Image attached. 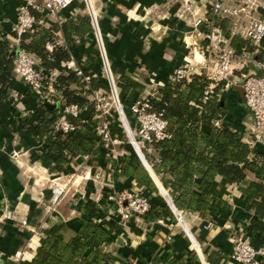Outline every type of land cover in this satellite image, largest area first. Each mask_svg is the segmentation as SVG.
<instances>
[{
  "label": "crops",
  "instance_id": "1",
  "mask_svg": "<svg viewBox=\"0 0 264 264\" xmlns=\"http://www.w3.org/2000/svg\"><path fill=\"white\" fill-rule=\"evenodd\" d=\"M192 1L202 11L210 3V0ZM97 2L98 10L97 6L94 7L98 27H93L94 31L86 35L82 44L72 48L71 53L84 69L95 73L101 70L100 56L104 49L111 72L119 79L122 76L130 79V92L122 90L124 97L133 91L130 100H126L130 109L135 99L154 94L146 88V84L152 81L154 84L150 85H164L175 69L185 64L186 60H192V57L187 56L184 45L189 42V37L183 39L185 32L190 31L192 26L176 15L184 0ZM21 3L22 0H0V39H7L12 46L14 23ZM83 15L74 1L69 8L45 16L44 26L51 27L61 43L64 42L61 22L72 16ZM202 58L196 51L195 59L200 61ZM256 62L254 56L244 66L245 71L261 73ZM234 65L235 74L239 75L243 64L237 59ZM15 79L16 86L3 107H0V264H27L33 259L45 236L59 234L68 240L75 236L80 224L92 218L113 233L115 241L106 249L121 263L133 261L151 264V258L162 256L175 257L183 264H204L202 258L207 260L210 253L217 251L226 255L220 264H242L231 258L234 235L250 224L253 214L244 209L238 186L222 176L216 177L212 189L231 204V211L221 210L205 218L199 213L184 212V219L180 223L170 217L152 218L147 214L133 216L127 221L121 219L116 203L107 198L106 188L94 180L95 173L105 172L104 179L112 175L118 189L133 187L157 204L167 203L160 189L158 193H149L145 186L121 174V162L130 154L127 147L119 153L113 174L109 171L111 157L103 146L96 154L75 158L63 174L69 175L78 166H83L80 176L86 180L70 201H63L58 208L48 212L45 206L49 202L51 190L48 186L44 187V182L56 173L50 170L52 160L39 152L40 146L44 147L43 142L35 140L23 125L24 120L35 118L33 108L39 98L34 93H23L24 87L29 86L21 78L15 76ZM16 92L20 94L14 103L13 93ZM221 101L225 110L221 113L220 125L239 130L243 140L249 144L253 138L254 118L245 104L240 85L224 87ZM23 106L30 110L28 119L21 117L25 108ZM118 109L122 123L128 125L125 127L128 135L132 136L126 111L121 105H118ZM7 123L10 124L9 128ZM112 129H120L119 124L116 123ZM136 146L139 148L138 144ZM259 147L264 149L263 144H259ZM132 149H135L133 144ZM9 152L16 155L13 157ZM249 176L254 178L253 174ZM102 185L104 187V183ZM88 204L97 206L94 216L87 208ZM23 220L27 224L24 225ZM21 251L24 252L23 258H18L17 253Z\"/></svg>",
  "mask_w": 264,
  "mask_h": 264
},
{
  "label": "trees",
  "instance_id": "2",
  "mask_svg": "<svg viewBox=\"0 0 264 264\" xmlns=\"http://www.w3.org/2000/svg\"><path fill=\"white\" fill-rule=\"evenodd\" d=\"M221 26L238 55L255 53L257 61L264 60V38L259 45H254L250 40L232 34L228 20H222ZM60 29L64 42H58L59 38L51 27L37 25L34 33L24 37L22 46L36 56L46 71L59 72L53 82L56 102L65 100L67 104L89 108L91 102L83 94L91 93L85 90L87 82L65 63L72 58V48L82 44L86 35L94 31L91 16L69 17L61 23ZM48 42L53 44L51 51L47 48ZM16 53V46L7 39H0V107L17 84L13 73ZM120 80L121 87L130 92L131 86L124 83L128 77L122 76ZM210 83L204 75L194 74L191 80H169L160 88L159 94L152 98V110L161 113L168 122L169 137L149 143L153 151L144 152L154 174L179 211L199 213L203 218L221 210L231 211V204L212 188L217 176L235 183L241 192L244 209L253 214L250 224L242 231L254 244L264 245V149L245 142L239 130L218 124L225 110L219 98L221 86L214 87L206 98L205 90ZM99 85V79L92 78L93 89ZM24 88L23 93L32 94L30 87ZM33 109L35 118L24 120L23 125L35 140L43 142L45 153L52 160V172H63L75 158L96 154L101 148L95 128L82 122V116H70V120L78 125L76 130L70 133L54 131L62 104L51 107L39 98ZM6 125L9 128L10 124ZM120 171L125 177L145 186L149 193L159 192L153 176L135 151L125 156ZM87 208L94 216L97 206L88 204ZM146 214L152 218L176 219L167 203L151 201ZM114 241L113 233L92 218L80 224L75 236L68 240L59 234L45 236L27 264H138L119 262L106 249ZM225 257V254L213 251L207 256V262L220 264ZM150 262L183 264L175 257L162 256H155Z\"/></svg>",
  "mask_w": 264,
  "mask_h": 264
},
{
  "label": "built area",
  "instance_id": "3",
  "mask_svg": "<svg viewBox=\"0 0 264 264\" xmlns=\"http://www.w3.org/2000/svg\"><path fill=\"white\" fill-rule=\"evenodd\" d=\"M74 1L76 0H22L14 23L12 44L17 47V53L14 57L13 73L30 86L40 99L42 98L50 103H55L57 99L53 82L58 71H46L36 56L24 48L22 43L25 36L35 32L37 25H44L45 16L57 14L69 8ZM89 8L92 24L96 29L98 27L97 13L91 0ZM176 15L191 24L192 29L185 35V37H189V42L186 43L185 41V43L193 46L195 52L198 51L203 58L200 61L196 60L194 52L192 60H186V63L179 67L174 75L170 76L169 80L173 82L182 79L191 80L194 74L204 75L211 82L210 86L205 90L206 98L214 87L222 86L224 88L242 81L244 101L254 118L253 138L249 144L252 147L259 144L264 145V60L256 62L261 73L258 74L255 71L246 73L244 66L249 60H252L255 53L238 55L231 45L230 39L224 35L221 26L222 20L226 19L229 21V28L232 34L240 35L250 40L252 44L259 45L264 38V0H210L209 7L203 11L192 0H184ZM94 21L96 25H94ZM52 47L53 44L48 42L47 48L50 49ZM102 53L109 80L115 92L113 74L104 49H102ZM237 59L243 64L239 75L235 74L236 67L234 64ZM65 65L69 66V69L74 66L76 74L89 84L91 76L85 74L83 68L76 64L73 56ZM94 93L98 97V91ZM13 96L18 98L19 94L17 92L13 93ZM153 97L155 96L145 97L143 100L131 105L132 113L137 119L135 128L138 137H136L132 126L130 127L133 133H131L132 136H129L125 129L128 125L126 123L122 124L130 142L134 147L138 143L139 149L145 158L146 155L141 145L145 147L151 142L169 137V132L167 131L168 122L162 117L161 113L152 110ZM116 102L118 109V105L120 106L121 103L119 100H116ZM61 104V115L54 124V131L70 133L78 127L77 124L70 120V116L82 118V108L77 104H67L65 100H61ZM119 115L121 116L120 113ZM82 122H86V119L82 118ZM95 131L101 144L105 143L104 145L112 148L122 142L113 134L109 121H104L95 127ZM115 158L116 156L113 155L109 166L111 174H113L115 168L113 161ZM104 173L97 172L93 178L96 182L104 183V187L102 184L101 187L106 188L107 198L116 203L117 213L123 221L129 220L133 216H143L149 211L151 198L148 195L133 187L118 189L114 185L112 175L104 179ZM63 177L65 176H57L49 180L48 187L51 189V195L49 202L45 206L48 212L55 210L59 200L68 190V181L61 182ZM79 178L82 179L84 177L78 175V177L73 179V184H80L81 180ZM85 178L89 177L85 176ZM57 188L61 189L58 194L55 193ZM174 214L179 223L181 218L184 219L183 211L178 210L177 214L175 212ZM22 223L24 225L27 224L26 220H23ZM23 255L24 252L22 251L17 253L18 258H23ZM231 258L242 264H264V245L254 244L250 237L242 230H239L234 235ZM202 260L204 264H208L206 258H202Z\"/></svg>",
  "mask_w": 264,
  "mask_h": 264
},
{
  "label": "rangeland",
  "instance_id": "4",
  "mask_svg": "<svg viewBox=\"0 0 264 264\" xmlns=\"http://www.w3.org/2000/svg\"><path fill=\"white\" fill-rule=\"evenodd\" d=\"M91 1L93 2V5H95V6L98 5L97 0H91ZM76 4L81 8L82 13L84 15H86V14H89L90 15V8H89L90 0H76ZM97 10H98V6H97ZM186 33L187 32H185V34L183 36V39H184ZM13 36H14V34H13ZM183 42H184V40H183ZM184 45H185V47L187 49V56H191L193 58L194 57V52H195L194 47L191 46V45H186V44H184ZM240 55H243V54H240ZM73 58L75 59V57H73ZM100 58H101V62H102V64H101V70H99V71H97L95 73L87 71V69H84L80 65V63H78L76 61V64L79 65V67H82L83 70H86L88 72L87 74H89L91 76V79H90L89 84H87V86L85 87V90H87V91L90 90L91 93L90 94L83 93L85 96H87L89 98L91 104H90L89 108H87V107L82 108V117L84 119H86V123H88V125L93 126L94 128L97 127V126H99L104 121H109L111 123V129H112V126L115 127V124L116 123L119 124L120 129H112V132L122 142L119 145L113 146L112 148L110 146H108V145L107 146L104 145L105 143L102 144V146L106 150V154H108V156L111 157L110 160H112V156L113 155L116 156L115 160L113 159V161H114V164L115 163L117 164L118 157H119V153H121L123 150H125L126 147L129 149V153H133L134 150L132 149V144H131V142H130L128 136H127V134L125 133V131H124L123 127H122V124L123 123H122V121L120 119L119 111L117 109V102H116V100H119V102L121 103L122 107L126 111L127 118H128V120L131 121L132 129L134 130L136 137H138V133H137L136 128H135V124H136V120L137 119L135 118V115L132 113L131 105L133 103L137 102V101L143 100L147 96H153L154 94H155L154 96L158 95L159 94L158 92H159L160 88L163 85H150V84H154L152 81H150V84H146L147 85L146 88H148L149 90H151V92H153L154 94L153 95L146 94L142 98L135 99L136 101H134L130 105V109H129V107H128L127 103H126V100H128V99L130 100V95H131V93H133V91H131V93H128L126 95V97H124L122 95L123 88L121 87V80L118 78V76H116L112 72V74H113V80H114V83H115V89H116V91H115L116 92V96H115V92L113 91V88H112V85L110 83L109 76H108V73H107V68H106V65H105V60H104V57H103V53H101ZM183 65H181V66H183ZM138 66H140L142 68V65L141 64H139ZM67 67L69 68V66H67ZM74 68L75 67L72 66L70 69L74 70ZM178 68L174 70V72L171 74V76L174 75V73L176 72V70H178ZM247 68H248V66H247ZM248 72H249V70L246 69V73H248ZM58 73L59 72L56 73V76L58 75ZM94 77H96V78L99 79L100 85H99V88H97V89H93V86H92V78H94ZM125 82L126 83L128 82L127 84L130 85L129 84L130 83V79L128 81L127 80L124 81V83ZM237 84L240 85L241 89L243 90V88L241 86L242 81H238ZM153 87L156 88L157 90H155ZM95 91H98V97L94 93ZM31 92L34 93L32 91V89H31ZM56 94L57 93L55 92V95ZM222 96H223V87L221 86L220 97L219 98L221 99ZM18 99H19V97L18 98L15 97L14 100H13L14 103L17 102ZM26 107L27 106H23L24 110H23V112L21 114V117L22 118L23 117H26L28 119L29 118V115H30V110L29 109H26ZM24 114H26V115H24ZM218 124L220 125L219 122H218ZM141 148L144 149V150H146V152H149V153L153 151L151 149V147H149V146L147 147L146 145H145V147L143 145H141ZM39 149H40V151H39L40 153L41 152L45 153V149H44L43 145H41ZM9 154H11L13 157L16 155V153H14V152H9ZM26 170H29V169L26 168ZM83 170H84V167L83 166H78L77 169L74 172L70 173L69 175H65V174H63V172L62 173L60 172V174L57 173V172H54L56 174H51V176L48 177L45 180L44 187L45 186H49V179L55 178L57 176H65V177H63V180H61V182H65V181L67 182L68 181V183H67L68 184V187H67L68 190H67L66 194H64L61 197V199L59 200V203L56 205L57 208L62 204L63 201H66V202L68 200L70 201L71 197H73L75 195V193L77 192V190H80L81 185L83 184V182L86 179H82V180L80 179L81 181H80V184H78V185L73 184V179L76 178V177H78V175H81L83 173L82 172ZM29 172L32 173V171H30V170H29ZM70 179H72V180H70ZM60 191H61V189H57V191L55 193L58 194ZM164 203H166V202H164Z\"/></svg>",
  "mask_w": 264,
  "mask_h": 264
},
{
  "label": "water",
  "instance_id": "5",
  "mask_svg": "<svg viewBox=\"0 0 264 264\" xmlns=\"http://www.w3.org/2000/svg\"><path fill=\"white\" fill-rule=\"evenodd\" d=\"M94 25H96V22L94 21ZM45 104L51 106V107H57L60 104V101H57L56 103H50L48 101H45ZM135 153L139 156L140 160L142 161V163L144 164V166L146 167V169L151 173V175L153 176L155 182L157 183L159 189L161 192H163L166 196V201L167 204L170 206V208L177 214L178 209L176 208V206L174 205L168 191L163 187V185L161 184V182L159 181L158 177L154 174L153 169L151 167V165L149 164V162L147 161V159L145 158V156L143 155V153L141 152V150L135 146L134 149ZM202 258V257H201Z\"/></svg>",
  "mask_w": 264,
  "mask_h": 264
},
{
  "label": "bare ground",
  "instance_id": "6",
  "mask_svg": "<svg viewBox=\"0 0 264 264\" xmlns=\"http://www.w3.org/2000/svg\"><path fill=\"white\" fill-rule=\"evenodd\" d=\"M131 122V121H130ZM131 129V128H130ZM131 131H132V129H131ZM130 133H132V132H130ZM136 143H137V141H136ZM138 144V143H137ZM182 220V218L180 219V221Z\"/></svg>",
  "mask_w": 264,
  "mask_h": 264
}]
</instances>
